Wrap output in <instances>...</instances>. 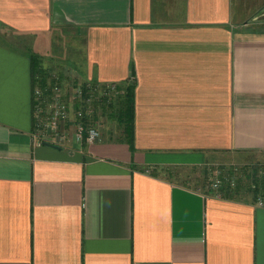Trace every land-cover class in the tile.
Here are the masks:
<instances>
[{
    "label": "crops",
    "instance_id": "obj_1",
    "mask_svg": "<svg viewBox=\"0 0 264 264\" xmlns=\"http://www.w3.org/2000/svg\"><path fill=\"white\" fill-rule=\"evenodd\" d=\"M234 7L0 0V264H264V203L178 171L264 156V26ZM48 35L70 66L43 65ZM38 69L134 82L133 145L68 128L40 143Z\"/></svg>",
    "mask_w": 264,
    "mask_h": 264
},
{
    "label": "rangeland",
    "instance_id": "obj_2",
    "mask_svg": "<svg viewBox=\"0 0 264 264\" xmlns=\"http://www.w3.org/2000/svg\"><path fill=\"white\" fill-rule=\"evenodd\" d=\"M234 8L235 11L246 12L245 19L247 20V22H250L249 24L251 26H264V0H235ZM235 14L236 16L238 15L237 12H235ZM38 41L37 52L43 57V65L52 63V61L54 62L52 63L53 65H71V62L73 60V58L69 55L71 53V42L66 45L61 44L63 50L61 52H58L56 50L59 48V45H57L56 43H52L49 35L43 38L40 37ZM53 57L57 59V61H54ZM69 78L70 76H67L66 73H64L63 79H55L60 85L63 86L65 90L66 88L68 89L76 85L77 83H80L79 81L77 82V80L75 81L72 78ZM95 122L96 126L102 133V136L107 138L110 136L116 139L120 136L121 128L115 117L105 115L101 113L100 110V113H98V117L96 118ZM230 157L231 156H228V159H226V161L211 158L203 165L196 164L190 167L181 168L178 170L182 175L181 180L185 182L187 181L189 184H192L193 182L199 180V182H201L200 184L202 185H211V180L214 177L218 175L220 176L221 173H223L224 177H227L231 171H235L232 174L234 175L233 179L235 183L240 178L244 187L242 189V192L237 197H252L254 195V190L249 188L251 186L255 187L256 182L253 179L254 176L259 175L258 177L263 178L261 175H264V156L256 155L245 157L243 163L233 160ZM191 177H195V180H191ZM263 196L264 195H262L261 197L262 201H264Z\"/></svg>",
    "mask_w": 264,
    "mask_h": 264
},
{
    "label": "built area",
    "instance_id": "obj_3",
    "mask_svg": "<svg viewBox=\"0 0 264 264\" xmlns=\"http://www.w3.org/2000/svg\"><path fill=\"white\" fill-rule=\"evenodd\" d=\"M101 85L88 83L86 86L81 84L66 90L59 83H47L39 85L34 90V97L37 105L38 128L44 131V135L39 141L45 140L49 143L60 144L66 138L67 128L73 129L76 137L80 140L95 142L101 138L99 128L93 123L85 125L86 119L91 118L93 113V100L96 91L101 90ZM85 87L87 89H85ZM107 93L111 94L116 90L114 83L105 84ZM104 93L100 92V95ZM80 101V107L76 108L75 101ZM222 178L218 175L211 180V188L217 190L222 184ZM234 185V179H231ZM261 205L262 201L259 202Z\"/></svg>",
    "mask_w": 264,
    "mask_h": 264
},
{
    "label": "trees",
    "instance_id": "obj_4",
    "mask_svg": "<svg viewBox=\"0 0 264 264\" xmlns=\"http://www.w3.org/2000/svg\"><path fill=\"white\" fill-rule=\"evenodd\" d=\"M38 71H41L38 69ZM39 78V83L42 85L47 84V77L45 76V73L38 72L37 73ZM70 79V78H69ZM78 82V81H77ZM76 82V83H77ZM54 83H58L54 77ZM88 83L97 84L94 82H83V83H77L76 85L72 87L79 86L80 84L82 86H86ZM116 86V90L112 92L111 94H108L105 89V85H101V90L96 91L94 100H93V113L91 114L90 119H86L85 125H92L95 124L96 118L98 117V113L109 115L111 117H115L119 123V126L121 128V134L117 138L118 141H126L130 145H133L134 143V137H133V131H134V120H135V83L129 82L126 84H117L114 83ZM72 87L69 89L71 90ZM85 89H87L85 87ZM104 93L100 95V92ZM76 108L80 107L81 103L80 101H75ZM99 111V112H97ZM96 125V124H95ZM102 137V133H101ZM112 139V137H111ZM231 171L227 177L223 176V173H221L220 177L222 178V184L220 188L218 189L219 192H221L222 195L229 198H235L237 197L241 192L243 187L242 180L239 178L237 182L232 185L231 179H233L234 175ZM254 176V180L256 182L255 187H250L249 189L254 190V200L260 202L262 201V195H264V175H261L263 178ZM264 197V196H263ZM264 203V201H262Z\"/></svg>",
    "mask_w": 264,
    "mask_h": 264
},
{
    "label": "water",
    "instance_id": "obj_5",
    "mask_svg": "<svg viewBox=\"0 0 264 264\" xmlns=\"http://www.w3.org/2000/svg\"><path fill=\"white\" fill-rule=\"evenodd\" d=\"M45 144H46V145H49V146H53V147H55V145H54V144H52V143H49V142H45Z\"/></svg>",
    "mask_w": 264,
    "mask_h": 264
}]
</instances>
